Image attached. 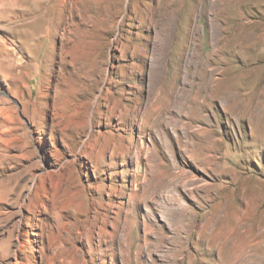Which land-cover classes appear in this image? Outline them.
Masks as SVG:
<instances>
[{"label": "rangeland", "instance_id": "374dc122", "mask_svg": "<svg viewBox=\"0 0 264 264\" xmlns=\"http://www.w3.org/2000/svg\"><path fill=\"white\" fill-rule=\"evenodd\" d=\"M166 1L67 46L0 6V264H264V0Z\"/></svg>", "mask_w": 264, "mask_h": 264}, {"label": "bare ground", "instance_id": "6f19581e", "mask_svg": "<svg viewBox=\"0 0 264 264\" xmlns=\"http://www.w3.org/2000/svg\"><path fill=\"white\" fill-rule=\"evenodd\" d=\"M165 4H166L165 8L168 10L167 12L170 13V10H171L173 5L170 2L168 3L167 1L165 2ZM0 6H4L5 7L4 10L7 9L8 15H9L7 17V21L12 23V25L14 26L13 27L14 29L26 28L24 32L19 33L20 36H30V37H32V39L34 41H37L38 36H40V38H46L47 36H53L57 31H59V29L62 28L64 31L62 34L64 46H67V45H70L71 43H74L75 41L80 39V37H82V36H86V39L90 40L89 42L99 41V39H101V37H100L101 28L99 27V25L102 23V21L98 25V17L100 19L101 16L108 17L111 14H114V15L117 14V11H115L117 4L114 3V0H13V1L0 0ZM159 7H160V5L158 6V8ZM157 11H162V10L157 9ZM187 14L189 15L190 13L188 12ZM155 16H156V14H155ZM52 17H54V18H52ZM110 20L108 19V21H110ZM171 22H173V19ZM171 22L168 21L166 26H165L166 27V29H165L166 37L165 38H163L161 33H158L156 36H154L155 37V44H156V47L158 48V50L163 49V47L167 49L169 61L174 60V47H175V42H176L175 41L176 29L174 27H172V28L169 27L171 25ZM108 25L109 24L105 23V25L102 27V29L105 31L104 32L105 34H108ZM187 26H188V29H186V36H185L186 40H188V38H190V26H191V24L189 23V24H187ZM262 34H264V33H262ZM240 35L234 36V41L236 40L235 42H237ZM262 36L263 35H261V34H255V33L253 34V32H252V34H250V33L246 34V35H244V40H242L243 45H246V44L248 46H250L251 44L253 45V44L259 42L260 39H263ZM138 53H139L138 50H135L133 52V60H136L137 58H139ZM221 53L224 54L223 47H221ZM217 55H218V53H217ZM220 55H222V54H220ZM220 55H218V56H220ZM143 58L145 59V56H142L141 60H143ZM215 71L216 70L214 69V70H211L209 72L210 75H209V78L207 80L206 86L211 87L215 82H218L214 78L215 77ZM206 77H208V76H206ZM218 80H220V79H218ZM94 84H96V80H94ZM195 89H196V87H195ZM212 89H213V87H212ZM152 91H153V89H152ZM211 92H212V90H211ZM156 93H157V97L155 98V101L153 102L152 109L149 112L150 114H152L153 112L155 114V112H158L160 110V105H161L162 99H163V94H162L163 92L162 91L160 92V90L157 89ZM172 97H173V94H170V98H171L170 101H172L171 103H173ZM196 99H194V101ZM230 239H233V238H230Z\"/></svg>", "mask_w": 264, "mask_h": 264}]
</instances>
